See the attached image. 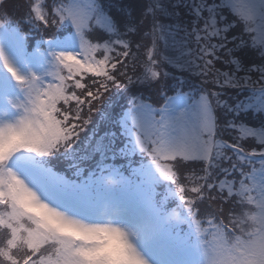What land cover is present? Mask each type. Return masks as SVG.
Wrapping results in <instances>:
<instances>
[{
    "label": "snow or ice",
    "instance_id": "snow-or-ice-1",
    "mask_svg": "<svg viewBox=\"0 0 264 264\" xmlns=\"http://www.w3.org/2000/svg\"><path fill=\"white\" fill-rule=\"evenodd\" d=\"M6 3L0 264H264V0Z\"/></svg>",
    "mask_w": 264,
    "mask_h": 264
},
{
    "label": "trees",
    "instance_id": "trees-1",
    "mask_svg": "<svg viewBox=\"0 0 264 264\" xmlns=\"http://www.w3.org/2000/svg\"><path fill=\"white\" fill-rule=\"evenodd\" d=\"M30 3V0H7V3L5 5L8 14L11 16V18L20 21L21 19L24 18V16L26 15L27 12V8H28V4ZM26 30L25 32H29L30 29L25 27ZM171 71V69H169ZM194 82L195 81V78ZM91 127V125L89 126ZM104 129H101V131H103ZM227 138V137H226ZM139 156H136V159H138Z\"/></svg>",
    "mask_w": 264,
    "mask_h": 264
},
{
    "label": "rangeland",
    "instance_id": "rangeland-1",
    "mask_svg": "<svg viewBox=\"0 0 264 264\" xmlns=\"http://www.w3.org/2000/svg\"><path fill=\"white\" fill-rule=\"evenodd\" d=\"M12 20L13 21H18V20H15V19H13L12 18ZM25 30H26V28H25ZM27 33V42H26V46H28L27 47V50L28 51H32V49L36 46V42L39 40V38H40V34L39 33H37L34 29H30V31L29 32H26ZM62 34H66V33H64V31H63V29H61V30H59L58 32H57V35H62ZM51 35V33H49V36ZM49 36H46L45 37V39H47V38H49ZM23 70V69H22ZM171 71H174L173 69H171ZM177 75H185V76H187L188 74L187 73H183V74H181V73H176ZM191 79H193V78H191ZM194 80V79H193ZM139 156V155H138ZM140 159H144V158H141L140 156H139V158L137 159V160H140ZM145 162H147V160L145 159ZM162 190V189H161ZM185 230H187L186 229V226H185Z\"/></svg>",
    "mask_w": 264,
    "mask_h": 264
}]
</instances>
